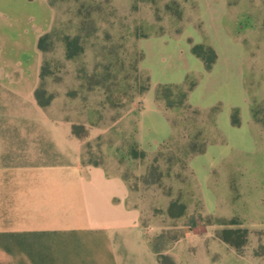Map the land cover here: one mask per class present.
Wrapping results in <instances>:
<instances>
[{"label":"rangeland","instance_id":"374dc122","mask_svg":"<svg viewBox=\"0 0 264 264\" xmlns=\"http://www.w3.org/2000/svg\"><path fill=\"white\" fill-rule=\"evenodd\" d=\"M26 1L8 20L44 37L42 100L125 179L162 262L264 264V0Z\"/></svg>","mask_w":264,"mask_h":264},{"label":"crops","instance_id":"0c3cea01","mask_svg":"<svg viewBox=\"0 0 264 264\" xmlns=\"http://www.w3.org/2000/svg\"><path fill=\"white\" fill-rule=\"evenodd\" d=\"M8 3L0 0V264H162L125 179L86 163L72 120L40 105L41 32L13 38ZM10 45L31 57L9 56Z\"/></svg>","mask_w":264,"mask_h":264},{"label":"trees","instance_id":"16d2710c","mask_svg":"<svg viewBox=\"0 0 264 264\" xmlns=\"http://www.w3.org/2000/svg\"><path fill=\"white\" fill-rule=\"evenodd\" d=\"M43 41H44V37H42L39 41V49L40 50H43ZM194 53L201 56L197 51H194ZM214 61H215V54H214V57L212 58V60L210 62L209 61L206 62L207 69H210L212 67V65L214 64ZM193 88H194V85L189 86V90H192ZM180 95L182 97V103L184 104V102H186V100L188 98V94H187V92H183V93H180ZM158 97H160V94H158ZM37 99H38L41 106H48L49 105V102H45L42 100L39 90L37 91ZM235 122L237 123V121H235ZM73 131H74L75 135H77L81 139L84 138L83 135L79 134L78 128L76 125L73 126ZM94 165H99V164H94ZM159 259H160L161 263L164 264L162 262L161 258H159Z\"/></svg>","mask_w":264,"mask_h":264}]
</instances>
